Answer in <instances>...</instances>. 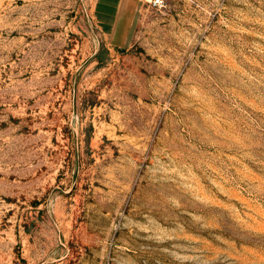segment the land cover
Here are the masks:
<instances>
[{
    "label": "rangeland",
    "instance_id": "1",
    "mask_svg": "<svg viewBox=\"0 0 264 264\" xmlns=\"http://www.w3.org/2000/svg\"><path fill=\"white\" fill-rule=\"evenodd\" d=\"M0 264H264V0H0Z\"/></svg>",
    "mask_w": 264,
    "mask_h": 264
},
{
    "label": "built area",
    "instance_id": "2",
    "mask_svg": "<svg viewBox=\"0 0 264 264\" xmlns=\"http://www.w3.org/2000/svg\"><path fill=\"white\" fill-rule=\"evenodd\" d=\"M150 4L154 8H160L163 5V0H150Z\"/></svg>",
    "mask_w": 264,
    "mask_h": 264
}]
</instances>
